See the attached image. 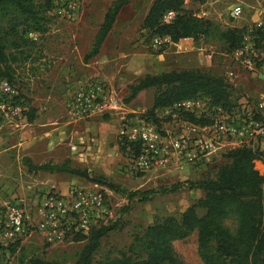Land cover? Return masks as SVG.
<instances>
[{
	"label": "rangeland",
	"instance_id": "obj_1",
	"mask_svg": "<svg viewBox=\"0 0 264 264\" xmlns=\"http://www.w3.org/2000/svg\"><path fill=\"white\" fill-rule=\"evenodd\" d=\"M81 1L83 15L77 24L50 16L47 32L40 35L37 41L27 42L23 49L25 54L48 58L47 65L49 61L50 66L62 58L68 59L73 68L70 76L66 79L57 73L46 72L47 76L46 73L34 75L35 79L31 82L23 65L19 64L14 66L12 86L22 96L21 100L26 104L25 112L28 108L33 109L35 119L54 123L55 126L49 130L62 128L60 130L62 136L50 140L56 147L50 163L62 164L68 161L71 168L85 170L91 178H102L126 192L154 191L156 194L147 202H135L128 214H122V209L128 204L127 199L121 193L105 186L68 174L28 173L23 151L20 150L18 153V148L10 149L19 142L14 138L4 145L8 146L9 151L0 158V208L21 200L30 209L39 195L49 189L65 192L70 187L99 188L106 195L114 213L113 221L109 224L113 225L114 229L99 240V247L92 255L91 264H100L122 256H131L134 259L136 256L144 257L142 252H139L136 239L144 235L147 227L162 223L168 218L180 221L184 211L204 196L201 191H190L185 188L167 194L160 192L168 190L175 184L207 179L225 160L218 156L212 164L206 166H191L177 172L139 173L134 169L132 158L121 150L122 143L118 139L120 117L98 116L85 121L71 120L64 110L65 97L78 83L92 79L102 80L120 98L127 119L135 120L150 110L154 96V90H147L139 93L130 103H126L129 88L140 78L171 70L188 69H199L220 76L222 75L220 63L226 51L223 43L215 36L198 44L193 42L186 53L175 54L176 48L173 46H168L162 51L155 49L152 47L151 37L146 31L141 30L142 22L154 0H130L119 13L104 41L105 47L99 58L107 57L110 60L105 64L94 65L99 75L89 76L90 68L85 65L100 61L98 59L86 61L85 56L91 49L92 41L107 9L115 0ZM234 2L235 0H207L202 4L192 3L183 8L197 15L205 13L204 18L217 24L220 30L244 28L251 24L253 19L264 18V0H244L241 19L230 20L228 11L230 4ZM185 47L179 45V49ZM208 54L212 55L210 61L206 57ZM83 74L87 76L84 77ZM82 78L87 80H81ZM235 86L243 98H256L260 90V86L251 76L243 74H240ZM31 88L35 91H30ZM30 94H37L39 97L37 104L42 108V110L37 108L39 114H36V107L32 106ZM1 123L7 125L9 129L11 125L17 123L19 127L28 121L27 116L23 115L22 121L9 124L0 119ZM56 135L58 137L57 133ZM73 146L76 147L74 152L71 150ZM255 169L263 174L264 164L257 162ZM197 214L202 216L203 212L197 209ZM227 225L232 227L230 222H227ZM86 244L87 241L84 240L50 246L33 233L13 244V251L7 249L3 256L8 260V264H30L34 259L55 264H75ZM172 246L180 264H201L195 232L185 240L174 242Z\"/></svg>",
	"mask_w": 264,
	"mask_h": 264
},
{
	"label": "trees",
	"instance_id": "obj_2",
	"mask_svg": "<svg viewBox=\"0 0 264 264\" xmlns=\"http://www.w3.org/2000/svg\"><path fill=\"white\" fill-rule=\"evenodd\" d=\"M130 0H115L107 9L103 21L92 41L91 49L85 60L94 58L100 51L110 33L119 13ZM203 3V2H202ZM50 0H0V83L12 85L15 65L27 61L23 50L26 35L35 32L45 34L50 23ZM173 11L176 17L170 24L162 23L166 12ZM141 30L153 38H168L172 44L191 39L198 44L215 36L223 43L226 52L239 47L243 28L220 30L212 21L198 17L194 12L185 10L180 0H154ZM181 42L180 45H185ZM163 49H161L162 51ZM147 90H154L153 104L142 116L159 127L157 112L176 102L193 98H207L211 104L224 109L234 108L244 96L222 75H212L199 69L171 70L158 75H145L129 88L126 103ZM22 96L18 94L16 103L25 107ZM34 110L28 108L23 115L28 123L35 119ZM194 123H199L190 115H184ZM123 153L132 157L128 145L122 143ZM225 162L217 167L207 178L185 184H175L160 194L173 193L180 189L201 191L204 196L181 215L180 221L168 218L162 223L147 227L144 235L137 238L139 252L144 257L122 256L100 264H180L172 244L185 240L191 233L197 236V251L201 264H264V173L255 169V164H264V152L251 149H236L222 155ZM30 172L49 174H68L102 185L114 192L121 193L128 204L122 214H128L135 202H147L156 194L149 192H126L107 183L102 178H91L85 170L71 168L69 162L62 164L47 163L34 166L24 161ZM197 209L203 212L197 214ZM230 222L231 226L227 225ZM114 229L113 225L92 231L89 236H77L74 241H87L75 264H91L93 253L99 247V240ZM4 249L0 248L2 252ZM8 250L13 251L12 246ZM30 264H55L34 259Z\"/></svg>",
	"mask_w": 264,
	"mask_h": 264
},
{
	"label": "built area",
	"instance_id": "obj_3",
	"mask_svg": "<svg viewBox=\"0 0 264 264\" xmlns=\"http://www.w3.org/2000/svg\"><path fill=\"white\" fill-rule=\"evenodd\" d=\"M183 7L207 0H180ZM50 16L77 24L83 15L81 0H50ZM197 15V14H196ZM243 7L238 0L228 11L230 20H238ZM204 18V16H199ZM176 17L166 12L162 23ZM238 48L221 60L220 70L226 81L235 86L240 74L251 76L259 85L256 98H242L229 110L215 106L207 98H193L174 103L157 112L159 127L141 117L128 120L117 94L102 80L78 83L65 97L64 110L71 120L85 121L98 116H119L118 139L128 145L135 171H181L188 167L209 165L223 154L236 149L259 151L264 142V18L243 28ZM26 38L35 42L40 35L29 32ZM152 47L172 46L168 38H153ZM207 60L212 59L208 54ZM236 87V86H235ZM18 91L8 82L0 83V119L9 124L22 121L25 109L16 103ZM190 115L199 123L184 119ZM164 123V124H163ZM17 124V123H16ZM15 124V125H16ZM163 124V125H161ZM74 152L76 147H72ZM96 187V186H95ZM114 218L113 208L99 188L70 187L65 192L49 189L26 207L21 201L0 208V264H8L4 252L23 238L37 234L46 245L74 242L87 237Z\"/></svg>",
	"mask_w": 264,
	"mask_h": 264
},
{
	"label": "crops",
	"instance_id": "obj_4",
	"mask_svg": "<svg viewBox=\"0 0 264 264\" xmlns=\"http://www.w3.org/2000/svg\"><path fill=\"white\" fill-rule=\"evenodd\" d=\"M241 4V6H244V0H238ZM232 3L230 4L231 7ZM201 16L205 17V13L200 14ZM199 15V16H200ZM243 16V15H242ZM241 19V18H240ZM255 19L252 20V22ZM251 22V23H252ZM239 29V28H238ZM242 29V28H240ZM186 42L184 46L185 48L179 49V45L181 42ZM191 41V42H189ZM105 42L100 48L99 53L92 59L99 60L100 62H95V63H89L88 65H85V67L90 68V72L88 73L89 76L95 77L99 75L98 69L94 67L97 63H102L105 64L107 63L110 58L107 57H101V52L103 48L105 47ZM193 45V41L189 39L181 40L177 44H172L175 50V54L177 53H186L188 51V47ZM31 53V52H30ZM28 59L26 62L22 63L24 70L27 72V76L30 77V81L35 79V76H38L40 73H57L59 76L62 78H68L70 73L72 72L73 68L71 67V64L68 59L62 58L61 60H58L56 62H53V65L50 66V62L48 61L47 65V60L48 58H42L41 55L37 56H32L31 54H27ZM34 57V58H32ZM47 69V71H45ZM47 73L45 76H47ZM48 74V75H49ZM35 75V76H34ZM84 77L87 76V74H83ZM44 79V78H43ZM87 80V78H82L81 80ZM33 82V81H31ZM34 85V83H33ZM31 85V86H33ZM30 91H35V89L31 88ZM30 100L32 101V106L36 107V114H39V111L37 108L41 107L40 105L37 104L39 101V97L37 94H30ZM43 103V102H42ZM42 110V108H40ZM45 108H43L44 110ZM35 112V111H34ZM35 114V113H34ZM7 125L1 123L0 124V158H2L3 154L6 151H9L7 149L8 146H4L8 143L9 140L14 139L18 140L19 142H16V144L10 148V149H17L18 148V153L20 150L23 151V157L25 160H28L30 164L34 166H41L45 165L47 163H50V158H52L53 153L56 151L55 144L51 142L50 140L52 138H60L63 133H61V129H50L51 127H54L55 124L52 122H49L47 120L41 121L34 119L32 123H26L22 126H17V125H11L9 126V129L6 127ZM10 131V132H9ZM58 134V137L56 135ZM260 150L261 152H264V142L261 143L260 145ZM58 155V152L57 154ZM27 167V166H26ZM28 173L35 175V174H41L44 172H39V173H34L30 172L27 168L26 170Z\"/></svg>",
	"mask_w": 264,
	"mask_h": 264
}]
</instances>
